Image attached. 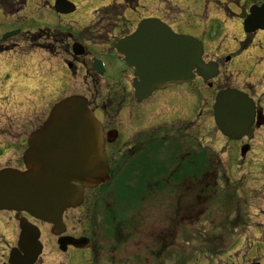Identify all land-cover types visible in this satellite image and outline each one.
<instances>
[{"label": "flooded vegetation", "instance_id": "flooded-vegetation-1", "mask_svg": "<svg viewBox=\"0 0 264 264\" xmlns=\"http://www.w3.org/2000/svg\"><path fill=\"white\" fill-rule=\"evenodd\" d=\"M127 1L136 4V7H132L134 11L139 8L142 0ZM26 4L27 0H0V12L5 17L17 16L24 11ZM262 4L264 0L238 1L237 6L242 11L241 21L244 23L252 6ZM147 17L129 20L115 9H100L94 12L92 23L78 35L60 33L55 36L57 39L55 42L61 44L66 58L71 53L68 54L70 48L68 44L74 43L75 37H79L83 44L75 42L74 45L76 43L84 45L85 56L80 58L70 56L74 61L72 72L80 74L81 70L84 71L87 79L93 84L94 94L96 92L95 96L98 98L99 84L106 87L107 94L102 103H97L99 102L97 98L96 106L90 105L103 125L111 176H115L114 180L120 175L123 176L139 160L141 152L148 144L144 142L141 134L144 130L150 129L153 132H149L154 137L152 136L149 142L166 143L163 147L169 155L164 159L166 169L163 173L169 181L168 184L180 194L182 204L185 203L187 207L184 214L190 221L187 224V232H192L191 236L186 235L188 239L206 238L207 229L194 231V222L197 219L199 221V217L194 219L193 216L211 211L209 205L215 198V190H218L220 179L225 194L237 192L235 210L238 215H235L234 222L230 220L231 225L233 224L235 229L247 226L251 228L254 222L251 224L249 216L240 213L239 206L251 205L249 195L243 189V183L251 185L250 194L264 190V124L255 126V137L256 133L260 137V142L256 145L253 144L255 137L250 141L242 138L241 141L233 142L215 129L211 117L214 98L219 90L229 86L227 79L224 81L221 75L223 62L220 59L210 56L214 57L210 61H215L220 66L219 78L204 82L197 77L190 83L171 85L142 103L136 101L133 93L132 70H127L117 82L106 80L108 63L100 56L107 71L103 76L96 74L95 59L92 58L94 54L89 46L104 49L101 54L116 56L120 61L121 56L115 50L116 41L134 33L140 20ZM253 35H247L243 45H248ZM2 37L3 34L0 33V54L19 47L12 39L4 41ZM31 43L28 40V44ZM96 76L102 82H99ZM200 94L205 106L195 105V100ZM209 103H212L211 107H208ZM257 104L258 111L264 113L258 101ZM164 132L168 134L163 135ZM114 136L117 138L112 139ZM10 143L12 142L9 139L0 138V171L10 168L24 171V164L19 166L21 159L18 160V154L15 153L16 145L12 147ZM20 146L23 149L25 144ZM10 151L13 153L8 154ZM227 153L229 159H223ZM239 156L240 159H232ZM248 159H251V165ZM234 167L240 169V175L235 172ZM245 167L252 169V173L243 171ZM211 180L214 181L213 185ZM251 183L261 184V188H254ZM95 190H86L82 206L65 212L62 218L63 225L59 229L63 233L59 236L55 233L53 225L27 213L0 211V264H27L31 257L35 259L38 252L40 253L33 264H158V259L161 260L168 252L178 253V247L172 240L174 235L169 233L170 230L165 229L160 236L158 231L152 229L158 224V218L154 223L151 221L133 226L117 218L110 219L112 213L108 210V219L103 222L104 225L99 224V217L102 219V216L99 208L97 211L96 196L100 194ZM102 191L105 189L101 188L99 192ZM226 214L224 224L228 219ZM137 235L140 237L139 240H136ZM216 238H219V235ZM63 241L65 245H62ZM62 248L65 249L62 251Z\"/></svg>", "mask_w": 264, "mask_h": 264}, {"label": "rangeland", "instance_id": "rangeland-1", "mask_svg": "<svg viewBox=\"0 0 264 264\" xmlns=\"http://www.w3.org/2000/svg\"><path fill=\"white\" fill-rule=\"evenodd\" d=\"M70 1L76 6V11L67 15L58 14L53 10V0H27L24 11L13 17H5L0 12V33L5 30L22 32L19 36L12 38V41L22 46L21 52L15 50L0 54V138L9 139L12 147L16 145L15 153L18 154V160L21 159L25 149V147L21 149L20 145L26 144L27 138L44 122L51 108L58 101L66 96L80 94L93 106L97 102L98 97L95 96L96 92L94 94V86L90 83V79H87L82 70L80 74L73 75L66 61H72L71 46L75 42L83 43L80 42L79 37H75L74 43L68 44L70 56L66 58L61 44H56L57 39L54 34L61 32L78 35L92 23L94 12L108 6L113 0ZM238 1L240 0H142L139 8L134 11L127 10L126 17L129 20L145 16L158 17L167 21L174 30L200 39L204 43L206 54L223 62L222 68L231 86L243 90L245 85L256 84L251 89L255 90L254 94L261 96L263 105L264 31L253 35L248 48L243 49L247 35L242 26L240 16L242 11L237 6ZM47 29L49 31L46 34ZM24 40H29L33 46L24 43ZM89 48L92 54L101 56L107 61L108 72L105 79L116 82L121 80L127 71L124 64L116 56L101 54L104 49L92 46ZM29 50L31 52H26ZM95 78L99 79L97 76ZM223 80L225 81V78ZM99 92L100 97L97 103L101 104L107 94L103 84H99ZM198 104L205 106L201 94L195 100V105ZM149 131L150 129L144 130L141 134L144 142L148 144L142 152L140 149L139 160L113 183L101 186L105 191L98 192L100 195L96 196L98 197L97 211L99 208L104 220L99 217V224H103L108 219V210L112 213L110 219L117 218L133 226L151 221L154 223L158 218V224L152 229L155 232L158 231L160 236L165 229L170 230L169 233L174 235L172 240L178 247V253L168 252V255L161 260L158 259V264L264 262V190L250 194L251 185L242 184L249 195L251 205L239 206L240 213L243 212L249 216L250 223L254 222V224L251 228L247 226L239 230L233 228L230 222V220L234 222L235 215H238L235 210L237 194H225L220 184L218 190H215L216 195L212 192L215 198L209 205L212 208L211 214L206 211L193 216L194 219L199 217V221L201 220V223L198 219L194 222V231L202 230V228L208 231L203 241L197 238L196 242L192 243L186 236L192 235V232H187V224L190 221L184 216L187 207L185 203L182 204L180 194H177L178 191L168 184L169 181L163 173L166 169L163 162L169 155L163 147L166 143L165 141L149 142L153 136L150 133L153 131ZM167 134L168 132L163 133V135ZM259 142L260 137L256 133L253 144L256 145ZM12 153L13 151L8 152V154ZM228 157L227 153L223 159H229ZM232 159H240V156ZM248 162L252 164L251 159H248ZM19 166H22L21 162ZM233 169L240 175V169L235 167ZM243 171L252 173V169L247 167ZM233 178L232 176V184ZM211 183L213 185L214 181L211 180ZM252 186L256 189L261 188V184H252ZM231 208L233 210H230ZM225 213L228 215L226 224H224ZM226 230H230L227 236H225ZM217 235L221 239L225 237V240L217 242L214 238ZM242 235L244 237H241ZM139 239L138 236L136 240ZM239 241L241 242L238 243ZM221 247H225V252L229 249L225 256L222 255Z\"/></svg>", "mask_w": 264, "mask_h": 264}, {"label": "water", "instance_id": "water-1", "mask_svg": "<svg viewBox=\"0 0 264 264\" xmlns=\"http://www.w3.org/2000/svg\"><path fill=\"white\" fill-rule=\"evenodd\" d=\"M56 11L69 14L75 7L57 0ZM258 29L264 30V7L252 9L245 23L248 33ZM136 31L117 49L136 70L139 101L170 84L194 79V71L205 79L218 74L216 64L203 61V45L197 39L174 34L160 20H144ZM74 50L83 54L79 46ZM87 104L77 95L61 101L31 134L24 156L28 170L0 173V210L25 211L58 227L67 209L81 205L84 187L95 188L109 180L102 126ZM214 112L217 126L228 138L237 140L252 132L255 105L246 94L221 91Z\"/></svg>", "mask_w": 264, "mask_h": 264}]
</instances>
